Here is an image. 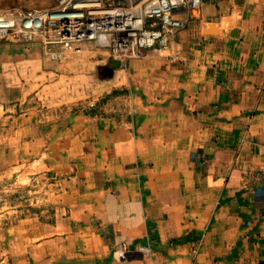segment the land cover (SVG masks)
Masks as SVG:
<instances>
[{
    "label": "crops",
    "instance_id": "0c3cea01",
    "mask_svg": "<svg viewBox=\"0 0 264 264\" xmlns=\"http://www.w3.org/2000/svg\"><path fill=\"white\" fill-rule=\"evenodd\" d=\"M174 43L116 69L0 43V197L31 195L0 207V264H264V0H203ZM100 68L101 104L38 102Z\"/></svg>",
    "mask_w": 264,
    "mask_h": 264
},
{
    "label": "built area",
    "instance_id": "2783aa9c",
    "mask_svg": "<svg viewBox=\"0 0 264 264\" xmlns=\"http://www.w3.org/2000/svg\"><path fill=\"white\" fill-rule=\"evenodd\" d=\"M203 0H56L47 8L0 9V43H38L49 62H63L83 46L101 50L120 66L145 53H170ZM149 252V248H142ZM118 246L114 255L124 257Z\"/></svg>",
    "mask_w": 264,
    "mask_h": 264
},
{
    "label": "rangeland",
    "instance_id": "374dc122",
    "mask_svg": "<svg viewBox=\"0 0 264 264\" xmlns=\"http://www.w3.org/2000/svg\"><path fill=\"white\" fill-rule=\"evenodd\" d=\"M55 1L56 0H0V9L20 8L28 10L33 8H47L52 6ZM62 74L66 76L61 79L52 77L48 80L39 81L41 85H39L38 90L43 88L41 99L38 101L39 103H45L55 109L66 107L71 109L73 107L84 106L85 110H87V104L91 102L95 103L96 101H94V99L97 97L99 98L97 104H101L104 100H107L103 93V87H101L103 80L108 78L109 73L107 70L100 68L95 76L94 82L88 81L87 72L84 73L81 69L77 72V78H75V72ZM92 91H96V94ZM54 110L52 109V111ZM0 184H3V182L0 181ZM7 195L3 194V197H0V207H2L1 211L3 212L8 211L5 209L7 208L6 206L19 204L21 201L31 196L20 192L18 195L19 198H16L17 203H11ZM37 196L38 195H36V197Z\"/></svg>",
    "mask_w": 264,
    "mask_h": 264
},
{
    "label": "water",
    "instance_id": "95a60500",
    "mask_svg": "<svg viewBox=\"0 0 264 264\" xmlns=\"http://www.w3.org/2000/svg\"><path fill=\"white\" fill-rule=\"evenodd\" d=\"M210 1H213V2H219L220 0H206V2H210ZM215 29H216L215 26L210 25V26H209V30L207 31L208 34H211V31H214ZM206 34H207V33H206ZM111 67H112L113 69L118 68V67H119V62H118V61H113V62L111 63Z\"/></svg>",
    "mask_w": 264,
    "mask_h": 264
},
{
    "label": "trees",
    "instance_id": "16d2710c",
    "mask_svg": "<svg viewBox=\"0 0 264 264\" xmlns=\"http://www.w3.org/2000/svg\"><path fill=\"white\" fill-rule=\"evenodd\" d=\"M119 94H120L119 92H113V93H111V96H117Z\"/></svg>",
    "mask_w": 264,
    "mask_h": 264
}]
</instances>
